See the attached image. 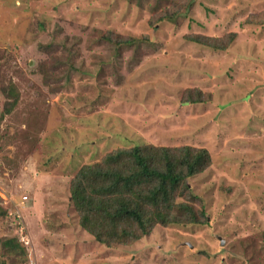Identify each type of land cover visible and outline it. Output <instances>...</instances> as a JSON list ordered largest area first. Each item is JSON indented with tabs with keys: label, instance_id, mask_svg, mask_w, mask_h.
Segmentation results:
<instances>
[{
	"label": "rangeland",
	"instance_id": "1",
	"mask_svg": "<svg viewBox=\"0 0 264 264\" xmlns=\"http://www.w3.org/2000/svg\"><path fill=\"white\" fill-rule=\"evenodd\" d=\"M182 1L153 26L177 0H0V240L29 245L7 264H264V24L247 22L264 0ZM108 31L154 43L121 50ZM231 33L225 51L185 38ZM189 89L206 101L183 104ZM146 143L210 152L188 180L209 224L108 248L81 227L71 181Z\"/></svg>",
	"mask_w": 264,
	"mask_h": 264
},
{
	"label": "trees",
	"instance_id": "2",
	"mask_svg": "<svg viewBox=\"0 0 264 264\" xmlns=\"http://www.w3.org/2000/svg\"><path fill=\"white\" fill-rule=\"evenodd\" d=\"M184 7L185 1L177 0L171 8L153 14L151 25L173 21ZM253 17V21L250 17L247 22L264 24V11ZM236 36V33L223 37L190 34L185 38L206 48L225 51ZM102 40L120 49L136 47L137 53L142 45L154 43L148 36L123 37L113 31L103 34ZM11 96L14 107L20 95L11 92ZM204 97L199 89H189L183 104L204 103ZM211 165L212 156L207 149L190 145L168 147L146 143L120 147L99 163L78 170L71 181L72 204L81 227L108 248L134 244L149 237L157 226H206L209 215L204 202L194 195L188 180ZM4 210L0 207L2 214H6ZM14 221L19 226L23 224L16 214ZM28 255L29 245L17 234L0 240L2 264L14 258L26 259ZM28 264H32L30 259Z\"/></svg>",
	"mask_w": 264,
	"mask_h": 264
},
{
	"label": "built area",
	"instance_id": "3",
	"mask_svg": "<svg viewBox=\"0 0 264 264\" xmlns=\"http://www.w3.org/2000/svg\"><path fill=\"white\" fill-rule=\"evenodd\" d=\"M18 218V217H17ZM19 219V218H18ZM22 221H20V223H21ZM21 234H23V232L21 233ZM23 240V239H22ZM24 241V240H23ZM26 242V241H25ZM27 243V242H26ZM28 244V243H27Z\"/></svg>",
	"mask_w": 264,
	"mask_h": 264
}]
</instances>
